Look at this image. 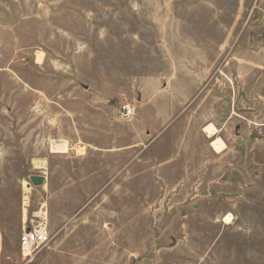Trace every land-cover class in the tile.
Here are the masks:
<instances>
[{
    "label": "rangeland",
    "instance_id": "rangeland-1",
    "mask_svg": "<svg viewBox=\"0 0 264 264\" xmlns=\"http://www.w3.org/2000/svg\"><path fill=\"white\" fill-rule=\"evenodd\" d=\"M0 264H264V0H0Z\"/></svg>",
    "mask_w": 264,
    "mask_h": 264
},
{
    "label": "built area",
    "instance_id": "built-area-1",
    "mask_svg": "<svg viewBox=\"0 0 264 264\" xmlns=\"http://www.w3.org/2000/svg\"><path fill=\"white\" fill-rule=\"evenodd\" d=\"M119 110L125 118H130L135 114L134 108L129 104H122ZM50 240L51 233L46 225L41 222H35L28 227L23 226L18 238V244L23 256L31 257L35 250L46 246Z\"/></svg>",
    "mask_w": 264,
    "mask_h": 264
},
{
    "label": "bare ground",
    "instance_id": "bare-ground-1",
    "mask_svg": "<svg viewBox=\"0 0 264 264\" xmlns=\"http://www.w3.org/2000/svg\"><path fill=\"white\" fill-rule=\"evenodd\" d=\"M37 59L38 60H40L41 59V53H38L37 54ZM207 128H209V127H207ZM63 142H61V141H56V140H53L52 141V146H53V148H57V147H62V145L63 146H66V145H64V143L62 144ZM212 145H213V147L214 148H216V149H221L223 146H224V144L221 142V140L220 139H215L213 142H212ZM26 195V194H25Z\"/></svg>",
    "mask_w": 264,
    "mask_h": 264
},
{
    "label": "water",
    "instance_id": "water-1",
    "mask_svg": "<svg viewBox=\"0 0 264 264\" xmlns=\"http://www.w3.org/2000/svg\"><path fill=\"white\" fill-rule=\"evenodd\" d=\"M30 181L33 185H41L44 183V177L40 175H32L30 176ZM28 229V228H27Z\"/></svg>",
    "mask_w": 264,
    "mask_h": 264
}]
</instances>
